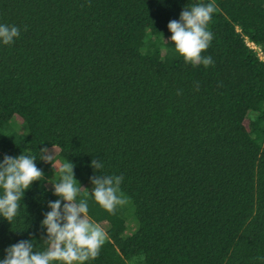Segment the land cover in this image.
<instances>
[{
  "label": "trees",
  "instance_id": "trees-1",
  "mask_svg": "<svg viewBox=\"0 0 264 264\" xmlns=\"http://www.w3.org/2000/svg\"><path fill=\"white\" fill-rule=\"evenodd\" d=\"M195 3L215 7L208 67L168 41ZM0 23L20 29L0 46V161L36 156L44 174L0 219V258L43 250L46 172L69 160L106 233L88 264H264V0H0ZM93 159L123 176L114 211L88 193Z\"/></svg>",
  "mask_w": 264,
  "mask_h": 264
},
{
  "label": "clouds",
  "instance_id": "clouds-1",
  "mask_svg": "<svg viewBox=\"0 0 264 264\" xmlns=\"http://www.w3.org/2000/svg\"><path fill=\"white\" fill-rule=\"evenodd\" d=\"M214 11L211 3H195L185 6L179 19L168 23L171 33L168 41L185 63L205 67L214 63L210 55H202L213 39L208 23ZM19 37L17 26L0 23V46L13 45ZM39 154V160L52 164L48 148H42ZM37 160L36 156L20 154L17 157L5 155L0 161V219L14 220L25 192L33 182L44 180ZM90 167L95 172L88 190L92 201L110 212L125 204L126 197L121 191L123 176L102 173L104 164L100 159H93ZM58 173V181L51 183L56 199L47 203L48 211L41 221L45 247L36 251L33 240L20 241L5 250L0 264H88L98 255L106 233L91 219L87 195L80 196L84 188L75 179L74 165L68 160L61 164Z\"/></svg>",
  "mask_w": 264,
  "mask_h": 264
},
{
  "label": "rangeland",
  "instance_id": "rangeland-1",
  "mask_svg": "<svg viewBox=\"0 0 264 264\" xmlns=\"http://www.w3.org/2000/svg\"><path fill=\"white\" fill-rule=\"evenodd\" d=\"M60 161H61V159H60ZM61 163H62V161H61ZM59 167H60V163L59 162H55L53 165H51L48 168V171L46 172L47 173V178L49 177V179L53 183L58 181V178H59L58 169H59ZM127 212H128L127 225H128L129 230H130L131 228L133 229L135 227V225L137 226V224H135L136 220L134 222V220L132 219V217L135 218V216H134V212H133V210H132V208L130 206H129Z\"/></svg>",
  "mask_w": 264,
  "mask_h": 264
}]
</instances>
